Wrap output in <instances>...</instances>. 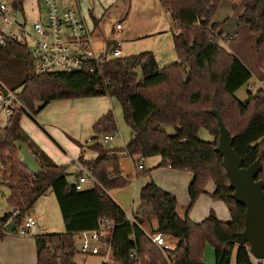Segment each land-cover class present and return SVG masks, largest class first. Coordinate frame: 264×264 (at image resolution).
<instances>
[{"label":"trees","instance_id":"1","mask_svg":"<svg viewBox=\"0 0 264 264\" xmlns=\"http://www.w3.org/2000/svg\"><path fill=\"white\" fill-rule=\"evenodd\" d=\"M24 1L16 0L15 8L23 11ZM121 1L128 6L130 0ZM222 1L160 0L174 23L173 42L178 56V61L163 67L153 52H142L105 61L90 71L38 75L26 46L0 47V54L11 58L21 69L19 78L10 84L20 88L19 96L32 115L55 100L109 95L120 102L125 121L132 130L128 144L116 150L106 148L102 142L105 137L114 138L118 133L115 112L110 110L94 124L89 147L98 156L92 160L81 156L79 162L92 173L98 186L78 191L68 181L67 166L55 163L24 133L23 113H18L12 124L0 131V175L4 177L0 187L10 188L8 203L12 207L0 217V240L7 234L8 223L20 225L22 217L52 190L65 232L34 236L37 264H75L74 236L98 229L104 219L114 223V228L104 236L111 247L112 263L102 264H205L203 256L208 244L214 247L215 264H256L249 245L236 242L237 234L245 229L247 209L233 198L223 157L216 150L220 131L218 119L211 110L220 113L235 138L233 148L244 167L260 160L263 169L258 180L264 184V88L255 93L250 91L245 101L236 95L253 74L219 41L224 34L218 31L219 25L213 19ZM239 22L248 25L257 36L256 52L264 69V0H249ZM95 23L99 36V24ZM188 73L191 76L186 81ZM236 120L239 123L235 129ZM163 126H173L176 133L169 134ZM201 128L208 129L215 140H202ZM18 142L26 143L40 163L38 174H33L21 161ZM137 155L145 159L158 156L159 167L193 174L190 203L184 217L177 211L176 196L150 180L141 189L133 221L128 220L109 191L129 183L122 175L121 160L124 156ZM135 167L138 177L150 175L153 170L146 169L139 161ZM7 175L10 177L6 179ZM14 176L19 179L18 183L11 180ZM210 180L216 185L211 196L224 201L230 210L228 222L218 219L214 211L201 222L189 217L200 195L207 192ZM16 210L20 214L13 218ZM156 233L175 239L176 246L161 249L151 239Z\"/></svg>","mask_w":264,"mask_h":264},{"label":"rangeland","instance_id":"2","mask_svg":"<svg viewBox=\"0 0 264 264\" xmlns=\"http://www.w3.org/2000/svg\"><path fill=\"white\" fill-rule=\"evenodd\" d=\"M57 1L62 6L73 5V3H71L72 0ZM248 1L249 0L222 1L213 19L214 22L219 25V31H223V33L232 35H227L229 39L224 40V42H222V45L227 46V49L230 50L231 48L229 45L232 44L231 46H234L233 48L235 50H241L245 54V56L248 57L249 62H251L250 68L253 73V76L248 84L246 83L236 92L238 99L241 101H245L247 99L248 93L250 91L255 93L260 88H264V76L262 74L263 70L257 65V63L254 64V59L257 60V36L251 32L250 27L248 25L241 24L239 22V16L241 15V13H238L240 12V10H242L243 6ZM127 3L128 6L122 1L119 2V6L117 9L110 8V11H106L105 15L108 14L106 16H103L104 14H102L103 12L101 11V9H98V6H95L96 9L94 13V15L97 16L96 18L102 19V21L100 22V26L103 29L105 37L114 36L117 23L122 24L124 26V32L118 35V38L122 41L123 44V57L131 56L132 54H135L137 50H144L143 52H147V50H150L141 49L142 46L134 44V33L147 31L150 32L156 29L167 30L168 32H171V20L168 14L166 13L165 9L162 7L160 0H130ZM88 4L89 0H81L82 9L84 12L88 13V17L90 19H88V21L92 23L95 17L91 15V5L88 6ZM40 5V0H25L23 3V11L27 19L25 29L30 33L32 32L33 21L36 19L37 16H39V13L42 10V7ZM124 10L127 13V16L125 15L126 17L124 16ZM170 38L171 37H169V39ZM29 46H33V43L31 41H29ZM165 46L166 44L164 43L163 48ZM168 49H170L169 46ZM161 60L163 61L162 64L164 65L171 64L175 61H178V56L174 50H169V52L161 56ZM32 67L34 68L33 63ZM20 72L21 69L18 68V66L14 63V61H12L11 58L0 54V78L7 86L15 90H20L19 87L16 88L12 84H10V81H14L15 79L19 78L18 76L20 75ZM188 74L190 78L191 74ZM195 85L196 81L194 82V86ZM95 98L98 99L93 101L92 99ZM76 99L88 100L91 101L88 102L91 105L95 103L99 106L108 105L110 103L111 108L116 114L118 123V133L114 138L109 140L108 144L105 145L107 146V148H115L116 150H118L128 144L132 136V130L125 121L122 106L116 98L110 97L109 95H102L95 97H82ZM57 101L58 100H55L51 103ZM49 105L47 106L48 108H50L53 104H51L50 106ZM46 108H44L41 112H43ZM41 112L36 114L34 113L33 115L26 114L25 116H23L22 125H24L26 122L35 123L36 120L39 121L38 116ZM238 123L239 121L236 120L234 123L235 126H233L235 127V129ZM64 128L67 127L64 126ZM163 128L166 129L167 132L171 135H174L176 133L175 128L173 126H163ZM199 134L200 138L204 141L212 142L215 140V137L206 128H201ZM90 138L91 137H86L85 140H89ZM90 154L87 160H92L95 158ZM21 161L23 162L22 156ZM152 163V159H147L145 163L146 169L151 168ZM136 165H138V159H136V162H134V158L124 156L121 160V169L124 171L125 178L129 181V183L124 187L116 188L109 191L110 196L121 206V208L125 211L127 215L131 214V212L136 211V209L138 208L140 204V190L141 187L145 184V175L139 177L136 175ZM63 166H67V172L69 174L68 179L71 183L75 181L76 176H80L85 171H87L84 166H82L83 169L80 170L78 166L74 163ZM2 177L3 176L0 175V181ZM9 177L10 175H7L6 179ZM11 180L14 181V183H18L19 181V179L15 176L11 178ZM3 191L5 192V194L9 193V189L6 187L3 188ZM6 208L7 205L5 195L3 194L0 196V216H3L5 214ZM32 213L38 222L40 231L39 233L51 234L65 232L62 213L59 208L56 196L52 190H50L43 199L39 200L35 204ZM42 222L45 223V225H43ZM17 234L19 235V233ZM84 238V234L74 236L75 247L77 249V252L74 257L75 264H102L103 262L112 263V252L107 255L82 252L81 246L84 241ZM93 245L95 246V244ZM102 250L104 251V249ZM206 262H208V254L204 263L207 264ZM256 264H258L257 261Z\"/></svg>","mask_w":264,"mask_h":264},{"label":"crops","instance_id":"3","mask_svg":"<svg viewBox=\"0 0 264 264\" xmlns=\"http://www.w3.org/2000/svg\"><path fill=\"white\" fill-rule=\"evenodd\" d=\"M120 1L121 0H89L88 6L91 5L90 13L92 16L95 17L92 23L94 24L95 27H96V23H95L96 21L99 24L98 27L100 33L99 37H102L104 39H114V38H118V35L124 32V26L121 24V29L118 30L117 25L119 23H117L114 36L105 37L103 29L100 26V22L102 21V19L96 18L97 16L94 15L96 9L95 6H98V9H101V11L103 12L102 13L104 14L103 16H106L108 15V14L105 15L106 11L107 10L110 11V8L117 9ZM71 3H73V5L70 6L76 7L80 12L83 13V15L87 19H89L88 13L84 12L82 9L81 0H72ZM243 8L242 10H240L238 14L242 13ZM123 12H124V16L125 15L127 16L126 11L124 10ZM166 13L168 14L171 20V32H168L167 30L156 29L150 32L147 31V32L134 33V37H135L134 44H138L139 46H142L141 49H150L147 50V52L154 53L161 67L169 65V64L166 65L162 64L163 61L161 60V56L169 52V50L175 51L174 42H173L174 23L170 17V14L167 11ZM223 34L232 36L231 34H226V33ZM169 37L171 38L169 39ZM164 43L166 44V46L163 48ZM231 45H229L231 48L230 50L233 53H235L244 62V64L251 70L250 68L251 62H249L248 57H246L241 50L238 49L235 50L233 48L234 46ZM168 46L170 49H168ZM122 48H123V44H122ZM143 51L144 50H137L135 54L142 53ZM255 63H257V65L261 67L258 61V56H257V60L254 59V64ZM261 69L263 70L262 74L264 76V69L262 67ZM97 99L98 98L92 100L95 101ZM88 102L91 101L78 100V99L58 100L57 102L51 103L53 105L50 104L51 105L50 108L47 107L48 109L46 108L43 112L39 114L38 119L40 122L36 120L35 123L26 122L24 125H22V119H21V128L24 131V133L40 149H42L55 163L61 166L70 165L71 163H74L81 170V167L83 166L79 162V158L81 156H83L85 160L88 159L90 153H92L90 155H92L95 158L98 156V152L89 147V145L91 144L92 137L94 136L93 125L106 113H108L110 110H113L111 108L110 103L108 105L99 106L95 103L91 105ZM64 126L67 128H64ZM86 137H91V138L89 140H85ZM102 142L104 145L108 144V142L105 143L104 140ZM105 147L107 148L106 145ZM111 154L115 155L117 153L111 152ZM136 159H138L139 161L141 159V156L140 155L135 156L134 162H136ZM147 159H152L153 163L151 168L153 170L150 172V175L145 176V184L150 180H153L159 187L163 188L164 190L172 192L178 200L177 211L181 217H184L186 208L190 203L189 186L193 181V177H194L193 174L188 171H180V170L172 169L170 167H164V166L159 167L158 165L161 162V158L158 156ZM147 159L144 158V160L142 161V164H144V166ZM121 171L123 177H125L124 171L122 169ZM68 181L70 182L69 179ZM75 181H73V183H75ZM143 186L141 187V189L143 188ZM4 187L9 189L8 194H5V192L3 191ZM215 187L216 185L214 181L210 180L206 186L207 192L201 194L198 200L196 201V203L194 204L189 214V217L194 222H201L205 220L211 211H214L218 219H220L221 221L228 222L231 220V213L226 203L222 200L215 199L211 196V194L215 190ZM0 194L5 195V200L7 205L5 213L11 211L12 207L8 203V197L11 194L10 188L8 186L2 185L0 187ZM46 195L42 196L39 200L43 199ZM32 210L29 212V214L31 215H33ZM42 224L45 225V223L43 222ZM83 234L84 232L78 233L76 235H83ZM176 244L177 241L175 239L171 237L166 238V245L168 248L173 249L176 246ZM207 254H208V262L206 263L215 264L216 263L215 250L214 247L209 244L205 248L203 261H205V259L207 258ZM254 260L257 261L256 259ZM0 264H37V248L34 237H23L21 235H18L16 232L7 233L6 236L0 240Z\"/></svg>","mask_w":264,"mask_h":264},{"label":"built area","instance_id":"4","mask_svg":"<svg viewBox=\"0 0 264 264\" xmlns=\"http://www.w3.org/2000/svg\"><path fill=\"white\" fill-rule=\"evenodd\" d=\"M16 0H0V47L10 44L26 46L34 65V72L38 75L52 73H78L90 71L93 66L105 61L123 57L122 41L119 38L104 39L96 34V27L74 6H62L57 0H40L42 10L32 23V32L25 27L27 23L17 21L15 8ZM121 29V24L117 25ZM229 39L227 35L220 38V42ZM29 41L33 46H29ZM215 42V39H211ZM20 90L7 86L0 78V131H5L18 113L22 117L31 115L19 96ZM112 137H105L107 143ZM143 157L139 160L142 163ZM83 168L81 167V170ZM78 191H84L98 186V182L90 171L78 176L75 183ZM20 210L13 212L15 218ZM133 213L127 215L133 221ZM114 228V223L104 219L98 229L84 232L81 251L84 253L107 255L111 247L104 241L107 231ZM17 233L21 236L34 237L39 234V227L35 217L29 213L24 215L21 224L17 225ZM152 241L161 249H170L166 245V238L161 233L151 236ZM95 244V246L93 245ZM104 249V251L102 250Z\"/></svg>","mask_w":264,"mask_h":264},{"label":"water","instance_id":"5","mask_svg":"<svg viewBox=\"0 0 264 264\" xmlns=\"http://www.w3.org/2000/svg\"><path fill=\"white\" fill-rule=\"evenodd\" d=\"M17 21L20 24L25 23L24 13L17 11ZM189 79V74L186 81ZM217 117L220 136L216 150L223 157V164L230 182V188L234 191L233 198L240 205L246 206L245 229L237 234V244H248L252 256L258 261V264L264 262V184L258 180L263 166L260 160L248 168L244 167L242 158L238 156L233 148L235 138L227 129L224 121L217 110H211ZM23 158V164L33 174L41 171V165L32 154L27 144L18 142ZM17 229L15 222L6 225L5 231L13 233Z\"/></svg>","mask_w":264,"mask_h":264}]
</instances>
